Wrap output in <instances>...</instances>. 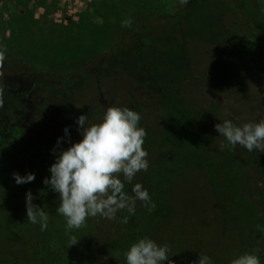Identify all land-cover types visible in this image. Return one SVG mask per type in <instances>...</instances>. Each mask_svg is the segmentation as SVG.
Returning a JSON list of instances; mask_svg holds the SVG:
<instances>
[{"label": "rangeland", "instance_id": "1", "mask_svg": "<svg viewBox=\"0 0 264 264\" xmlns=\"http://www.w3.org/2000/svg\"><path fill=\"white\" fill-rule=\"evenodd\" d=\"M94 4L100 6L99 0H42L38 6L34 0H10L9 3L0 0V47L32 70L28 76H22L0 64V128L6 126L5 122L25 124L27 140L30 139L15 145V140L22 135L16 125L14 139L10 138L13 147L0 149V264H12V252L17 257L20 247L45 253L52 260L58 257L63 264H79L90 240L101 229L111 227L113 220L89 217L84 226L72 230L71 234L79 240L70 245L64 217L55 211L59 195L43 184V179L50 176L51 165L45 166L43 156L52 153L53 147L46 150L40 143L63 137L67 126L71 141L59 146L67 148L70 142L81 139L76 124L81 114L88 116L89 123H97L111 106H126L141 115L139 123L147 133L142 147L148 153L149 168L137 173L133 183H142L156 207L148 212L137 201L136 212L130 218L149 228L148 237L169 246L170 264H193L199 253L211 257L213 264H230L247 251H255L259 258L264 256V233H258L256 225L247 219L249 208L254 209L257 203L248 199L255 197L254 190L262 181L254 171L260 168L253 159L256 151L248 152L239 145L231 150L224 148L226 155L222 158L227 174L220 176L215 170L221 161L222 150L215 143L220 136L215 131L212 138L214 126L206 125L209 120L231 119L242 125L264 118V109L260 106L264 98L262 84L249 81L242 94L237 95L222 85L210 88L201 84L199 78L204 76L192 74L187 63L189 58L197 62L201 51L213 42L189 36L187 27L177 21L156 27L153 32L144 29L139 50L130 43L122 52L127 54L125 59L115 57L110 69L107 66L90 76L82 74L86 70L91 72L95 64L112 55L124 38L140 29L136 28L139 25L175 13L179 0L124 2L121 21L114 27L119 39L104 48L85 41L87 48L83 55L73 60L37 57L20 49L19 42H24L22 39L29 33L32 36L44 33L50 38V32H56L57 36H63L68 28L74 27L71 24L82 18L86 7ZM208 8L209 3L200 1L189 11L202 20L210 14ZM90 11L95 22L100 23L102 18L94 8ZM255 14H264V0ZM9 20L17 24L6 27L4 22ZM195 23L193 28L200 26L198 21ZM225 48L223 44L219 46V49ZM193 66L198 72H205L200 62ZM226 73L223 69L219 71L222 75ZM35 74L55 79L58 84L82 75L75 89L67 90L62 84L44 87L31 79ZM157 86L163 87V92L156 90ZM5 90L13 98L5 99ZM54 160L55 155L52 163ZM14 172L20 175L32 172L35 179L18 185ZM130 189L131 185L126 184L131 194ZM28 191L33 194V203L49 213L45 231L27 221ZM120 213L128 215L126 211ZM42 238L44 248L39 243ZM47 264L55 263L48 261Z\"/></svg>", "mask_w": 264, "mask_h": 264}, {"label": "clouds", "instance_id": "2", "mask_svg": "<svg viewBox=\"0 0 264 264\" xmlns=\"http://www.w3.org/2000/svg\"><path fill=\"white\" fill-rule=\"evenodd\" d=\"M181 5L188 0H179ZM0 59L3 55L0 54ZM2 104V101H0ZM139 112L120 106L108 107L102 119L89 123L88 116L81 114L77 120V130L81 139L70 142L67 148L59 147L62 142L71 141L69 128H64V136L58 137L53 148L54 162L49 167L50 176L43 184L58 193L59 204L56 213L65 220V233L70 245L79 239L72 230L80 229L89 217H102L108 220L119 219L127 224L129 217L136 212V203L152 212L156 205L142 183L135 182L137 173L147 171L148 153L142 147L146 130L140 126ZM214 128L226 144L221 147L234 149L237 145L248 152H264V118L239 125L231 119L216 123ZM16 184L29 183L35 179V173L20 175L13 173ZM126 184L131 185L129 191ZM26 217L31 224H38L41 231L48 228L49 213L33 203V194L26 192ZM126 211L128 215L118 217ZM257 229L264 231L257 225ZM170 248L167 244H158L154 239L144 236L130 244L124 252L125 264H164L169 260ZM193 264H213L211 257L200 254ZM230 264H261L255 251H247Z\"/></svg>", "mask_w": 264, "mask_h": 264}, {"label": "trees", "instance_id": "3", "mask_svg": "<svg viewBox=\"0 0 264 264\" xmlns=\"http://www.w3.org/2000/svg\"><path fill=\"white\" fill-rule=\"evenodd\" d=\"M2 1L9 3L10 0ZM134 1L135 0H99L100 6L99 4L88 5L82 14V18L78 22L71 24L74 27L68 28L63 36H57L58 34L56 32H50L52 35L50 38L43 35L44 33L36 36H32V34L29 33L26 38L22 39L24 42H19L21 46L20 49H24L31 55L37 57L68 61L83 55V51L87 48L85 44L87 41L93 42V44L97 43V46L104 48L107 46V43L119 39V32L115 31L114 27H116L121 21V9L124 6V2ZM200 1L202 4H210V8H208L210 14L202 20L196 19L189 11L192 10V5H194V3H200ZM262 1L263 0H188V3L184 5L179 4L175 13L160 20L155 19L152 22L143 23L136 27L140 29L124 38L121 44L114 48L112 55H109L105 61L95 64L93 69H91V72L86 70L82 74L90 76L102 67L107 68V66L109 67L108 69H110L112 59L115 57L123 60L125 59L123 57L127 54H122V52L125 47L130 45V43H133L136 46V49L139 50V46L142 43H140V41H143L141 33L144 32V29H149L153 32L156 27L172 21H177L180 26L187 27V32L189 30V36H197L206 41L208 39L211 40L213 44L224 43L225 41L229 46L231 45V51L233 52L231 57L233 61L238 60V63L227 64L226 72H232L233 74L240 73L243 78L248 76L242 80L243 89L249 81L258 82L257 80H251L254 76L260 77L262 83H264V14H255L257 7L260 6ZM41 3L42 0H34L35 6L41 5ZM238 6L241 7V11ZM90 8H94L97 15L102 18L100 23L95 22ZM27 13L28 11L25 14L28 15L29 13ZM196 21L200 23V26H195L193 28L192 25L196 24ZM4 23L6 27H13L14 24H17L11 20ZM225 28H234V33L231 34L225 32ZM211 44L212 43L209 45ZM93 47L96 46L93 45ZM58 49L63 50V52H57ZM0 54L3 55V59H0V64L4 67L14 69L17 74L22 76H28V74L32 72L29 66H26V63L11 52L0 47ZM192 60L193 59L189 58L187 63L190 64L189 69L192 74L198 75L199 77L204 76L205 78H199L201 80H198L202 81L201 84L207 86L209 81H206L205 73L208 71L205 70L203 74L198 72L196 66H193V62H191ZM197 62H199L198 58ZM197 62L195 60L194 64H197ZM211 66V72L213 71L214 73H219V71H222L223 69L217 64H212ZM80 75L78 74L77 76L67 78L64 82L59 84L55 79L49 80L44 75L35 74V78L32 77L31 79L38 81L41 85L43 84L44 87H46V84H48V86L62 84L67 90H73L79 82ZM216 83L218 84V82ZM157 87L158 88L155 87L156 90L159 89V91H161L163 89V87ZM5 95V99H8V97L13 98V96L9 95L6 90ZM20 113L21 112H19V114ZM7 123L8 122H5L6 126ZM20 125H18L20 127L19 129L23 130ZM6 126H1L0 129H5ZM20 136L21 135H19V137ZM13 137L14 136H12V138ZM3 143L4 144L0 146L1 150H5L4 148L9 146L12 147L13 145L10 141V137H7V139L6 137L3 138ZM263 185L264 182L260 183L257 188L258 190H254L255 197L251 196L248 199L251 200V202L254 199L255 202L260 203V208L258 209V212H256V210L249 206L251 208H249L250 213L247 218L248 220L250 219L249 221L256 225V227L259 225L261 228H264V221H262L264 214L261 211V208L264 207ZM255 198H257V200H255ZM253 207L255 208V205ZM120 216L124 215L118 213V217ZM148 230L149 228L145 226L144 223L137 221L132 217H129L127 224L120 223L119 219L113 220L111 227L106 230L101 229V231L90 240L89 247L83 254L79 264H125L124 252L128 249L130 244L138 238L147 236V233L149 232ZM257 231L258 233L261 232L258 229ZM39 243L42 248L45 247L43 238ZM20 249L21 250L17 252V257L14 255V252H12V258H9L12 264H47L48 261H52V263L55 264H63L62 260L58 257H55L52 260L50 257H47L45 253L38 254L34 250L30 251V249H24L22 247H20ZM260 260L263 261L264 256H260Z\"/></svg>", "mask_w": 264, "mask_h": 264}, {"label": "flooded vegetation", "instance_id": "4", "mask_svg": "<svg viewBox=\"0 0 264 264\" xmlns=\"http://www.w3.org/2000/svg\"><path fill=\"white\" fill-rule=\"evenodd\" d=\"M233 29L234 28H225L224 31L232 34V33H234L233 32ZM222 44L226 47L225 48L226 50L219 49V46L222 45ZM231 49H232L231 48V45L229 46L227 44V42H225V41H224V43H219V44H215V43L213 44L212 43L210 46L208 45L205 50L201 51L200 55L197 58L199 59V62L205 66V70L208 71L207 73H205V75H206V81H209V83H207V86L208 87H210V88L211 87L218 88L219 85H222V86L225 87V89H228V91L231 94L237 95V94H242V92H243L242 80L244 78L248 77V76H246V77L243 78V76L240 73L233 74L232 72H227L226 74H223L222 75V74H219V73H214L213 71L211 72V70H212V68H211L212 66L211 65L212 64L220 65L223 68V70L226 71L227 64H232V63H236V62L238 63V60L233 61V59L231 57V55L233 54V52L231 51ZM194 61L195 60H192L191 62L194 63ZM12 70H14V69H12ZM219 75H222V77L219 76ZM251 80H257L258 81L257 83L262 84V86H263V94H264V83H262V80L260 79V77L254 76V77H252ZM210 82H214V83H210ZM216 82H218V84ZM219 83H221V84H219ZM9 91L10 92L11 91L13 92L12 89H10ZM2 94H4V89L3 88H2ZM261 102L262 103L260 104V106H261V108L264 109V98L262 99ZM93 112H94V114H97V111H94L93 110ZM219 122L220 121L213 122V121H210L209 120V122H206V125H208L209 123H212L211 126H214L216 123H219ZM16 125L18 126L20 124L7 123V128H5L6 131L5 132H2V130H0V136H1L0 146H2L4 144L3 143V138H5V137H6V139H7V137L12 138V136L16 132V127H15ZM20 126L23 129V130H21V134L22 135L18 139L15 140L16 141V142H14L15 145L17 143H19V142H24V141L27 140V136H26L27 134L25 133V130L27 129V126L25 124L23 126L21 124ZM8 127H10L11 130H9ZM18 128H20V127L18 126ZM215 131H216V129L213 128L212 133L215 132ZM216 133L219 134L218 132H216ZM211 137L212 138L214 137V133H213V135ZM222 138L223 137L220 136L219 138H217L215 140V143L222 150V152H221V158H220L221 161L219 163V167L218 168H215V170L218 172V174L220 176L221 175L223 176V175H226L227 174V172H226L227 170H226V168H224V161H223L225 159L224 157L226 155V153H225L226 152L225 151L226 149H224V148H226V147H223V148L221 147V145H224L225 144V139H222ZM12 139H14V137ZM27 141H30V139H28ZM31 141H33V140L31 139ZM56 141H57V138L55 139V141H53L52 139H49V141L40 142V143H43L44 144V147L46 148V150H52L51 148L52 147L54 148V146L52 144H55L56 145ZM62 144H65V143L62 142ZM12 147H13V145H12ZM63 148H64V146H63ZM256 152H257V156L258 157H256ZM256 152H255V158H253V159H256V161L260 165V168L258 167V168H255L256 170H254V169L253 170L255 171V174L257 176H260L261 177V179H262L261 183H262V182H264V152H258V151H256ZM53 156H54L53 151L49 155H44L43 156L44 157L43 161H44V163L46 162V164H45L46 167H49V165L52 164ZM205 169H207V168L206 167L203 168V170H205ZM208 172L210 174H212L211 173V170L209 168H208ZM259 208H260V203H256V206H255L254 210H256V212H258V209ZM263 210H264V207L261 208V211L264 214V211ZM262 221H264V218H263Z\"/></svg>", "mask_w": 264, "mask_h": 264}]
</instances>
